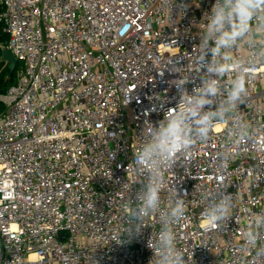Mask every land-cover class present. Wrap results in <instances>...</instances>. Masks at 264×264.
I'll return each instance as SVG.
<instances>
[{
    "label": "built area",
    "instance_id": "2783aa9c",
    "mask_svg": "<svg viewBox=\"0 0 264 264\" xmlns=\"http://www.w3.org/2000/svg\"><path fill=\"white\" fill-rule=\"evenodd\" d=\"M172 2L0 0L8 37L0 49L20 64L16 83L0 96V264H149L147 242L159 224L124 245L101 242L122 227L121 204L140 188L128 169L145 125L176 107L171 82L180 74L172 69L186 67L199 43L198 24L215 4L178 0L171 9ZM250 90L240 110L259 121L264 64L255 68ZM225 127L179 156L168 173L169 188L188 206L176 230L179 246L193 252L191 264H235L248 221L243 209L264 210V179L252 184L264 161L255 150L264 131L254 143L242 141L235 161L223 164ZM217 187L237 195L224 230L201 215L202 197Z\"/></svg>",
    "mask_w": 264,
    "mask_h": 264
},
{
    "label": "clouds",
    "instance_id": "9594fccd",
    "mask_svg": "<svg viewBox=\"0 0 264 264\" xmlns=\"http://www.w3.org/2000/svg\"><path fill=\"white\" fill-rule=\"evenodd\" d=\"M164 2L168 5L170 0ZM177 3L174 0L171 9ZM180 8L184 12L186 5ZM198 25L199 43L186 58V67L172 69L180 74L171 82L177 88L178 103L164 111L158 124L145 125L128 169L140 188L134 194L132 188L121 204V229L114 238L101 242L124 245L140 236L146 226L159 224L147 242L154 253L149 264H191L193 258L192 250L186 252L179 246L176 230L186 219L188 206L175 187L169 188L168 173L177 158L209 143L213 130L225 125L218 159L223 164L234 162L242 141L254 143L264 131L260 127L264 110L259 121H249L240 110V105L250 101L255 68L264 64V0H215ZM197 79L199 83L189 91L186 85ZM156 99L163 105L160 97ZM255 150L264 155V144H257ZM253 172L255 185L264 179V161H258ZM225 189L217 187L202 197L201 215L210 228L224 230L235 216L237 195ZM243 213L248 221L235 264H264V210L249 212L245 208Z\"/></svg>",
    "mask_w": 264,
    "mask_h": 264
},
{
    "label": "trees",
    "instance_id": "16d2710c",
    "mask_svg": "<svg viewBox=\"0 0 264 264\" xmlns=\"http://www.w3.org/2000/svg\"><path fill=\"white\" fill-rule=\"evenodd\" d=\"M8 40V37L2 33L1 25H0V45H5ZM1 56V49H0ZM20 69V64L16 65L14 72L10 75L8 72V67L5 63L1 61L0 57V96L6 94L7 90L16 83L17 73ZM4 111V106L0 102V114Z\"/></svg>",
    "mask_w": 264,
    "mask_h": 264
},
{
    "label": "water",
    "instance_id": "95a60500",
    "mask_svg": "<svg viewBox=\"0 0 264 264\" xmlns=\"http://www.w3.org/2000/svg\"><path fill=\"white\" fill-rule=\"evenodd\" d=\"M0 57H1V61L7 65L8 72L11 75L14 72L17 65V62L14 56L12 55L11 51L8 49L1 50Z\"/></svg>",
    "mask_w": 264,
    "mask_h": 264
}]
</instances>
